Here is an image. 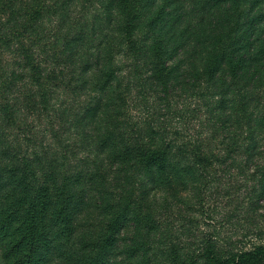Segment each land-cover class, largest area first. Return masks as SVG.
<instances>
[{
	"label": "trees",
	"instance_id": "1",
	"mask_svg": "<svg viewBox=\"0 0 264 264\" xmlns=\"http://www.w3.org/2000/svg\"><path fill=\"white\" fill-rule=\"evenodd\" d=\"M53 1L52 13L57 15L58 27L64 33L56 43L62 51L50 59L73 69L83 56L79 72L85 75L95 67L102 73L96 87L100 95L85 108L78 122L96 126L100 117L108 119L100 124L110 130L109 136L92 141L101 149L107 146L110 156L121 165L120 173L114 176L119 183L118 193H109L104 187L107 181L89 172L66 176L56 186L60 173L55 164L50 165L51 172L43 173L38 156L26 159L10 154L0 139V196L7 197L10 204L0 211L1 254L5 264H49L56 255L65 262L74 260L75 264H115L117 243L130 224L137 233L145 228L150 235L155 230V223H150L153 211L145 215L151 189L180 191L191 183L195 185L219 159L209 153L210 149L190 150L174 145L177 142L169 138L168 129L155 120L139 132L132 145L124 143L119 133L129 124L124 112L127 102L122 96L111 95L119 69L113 53L103 56L109 44L102 34L101 22L106 28L115 25L128 52L136 55L139 64L149 66L142 89L151 88L168 101L169 92L197 87L201 99H208L205 115L213 118L225 140L234 141L238 133L247 141L241 146L243 156L264 157V147L258 149V144L264 142V0ZM83 1L98 3L101 14L91 17L90 26L82 25L73 31L70 18ZM0 13L5 18L2 25H7L6 29L0 27V48L11 45L13 49L18 44L13 50L19 70L7 74L5 88L12 90L13 82L22 81L28 74L38 87L48 89L46 68L42 61L38 62L34 44L27 38L38 33L39 0H0ZM91 40H99L92 47L97 49L94 58L87 54ZM131 89L127 86L126 94ZM92 182L96 186L92 187ZM84 185L85 190L99 195L96 205L104 223L100 228L80 232L76 240L80 244L72 247L76 237L74 222L86 203L83 193L76 194V190H82ZM260 187L264 190V182ZM63 241H70L68 249ZM140 250L137 242L127 252V259L135 258ZM76 252H82L85 258ZM200 258L203 264H264V249L258 246L223 255L204 247Z\"/></svg>",
	"mask_w": 264,
	"mask_h": 264
},
{
	"label": "rangeland",
	"instance_id": "2",
	"mask_svg": "<svg viewBox=\"0 0 264 264\" xmlns=\"http://www.w3.org/2000/svg\"><path fill=\"white\" fill-rule=\"evenodd\" d=\"M53 3V0H39L38 33L27 37L34 44L38 62L42 61V67L46 68L48 89L42 90L27 74L22 81L15 80L11 85L12 90L7 91V74L19 70L13 50L18 44H14L13 49L11 45L0 48V139L10 154H18L26 159L38 156L43 173L51 172L50 165L55 164L60 173L56 186H60L66 176L89 172L88 175L98 174L107 181L100 184H104L109 193H118L116 186L119 183L114 176L116 172L120 173L122 167L110 156L107 146L101 149L92 141V138L105 139L109 136L110 130L107 131L102 125L108 119L100 117L96 126H85L78 122L85 108L100 95L96 87L102 73L97 72L95 67L85 75L79 72L78 68L82 70L83 56L76 60L77 65L73 69L50 59L52 54L57 55L59 50L62 51L61 46L56 47V43L64 33L58 27L57 15L52 13ZM83 3L71 15L73 31L82 28V25L90 26L91 17L101 14L98 3ZM100 18L103 19L102 16ZM4 23L5 18L0 13V27L6 29L7 25H2ZM103 24L101 22L102 34L109 44L102 51L103 56L107 58L113 53L115 57L119 52L116 58L113 57L119 71L112 84L111 95L122 96L127 102L124 112L129 124L119 133L124 143L132 145L139 132L155 120L160 127L168 129L169 138L177 142L174 145H183L190 150L210 149L209 153L219 159L197 184L191 183L180 191L151 189L147 185L152 193L149 211L145 215L153 211L150 223H155V230L150 235L145 228L137 233L134 225L130 224L120 244L117 243L114 263L203 264L200 255L204 247H212L223 255L258 246L264 249V190L260 187L264 182V157L260 154L248 159L243 156L241 146H245L247 141L238 133L234 141L225 140L213 118L205 115V107L208 106L205 100L208 99H201L197 87L169 92L171 98L168 101H164L163 95L156 94L151 88L142 89L146 79L145 70L148 71L149 66L142 65V62L139 64L135 60L136 55L128 52L123 38L116 34L115 25L106 28ZM98 42L91 40L90 45L89 41L87 54L90 57L94 58L97 54V49L92 47ZM129 85L132 89L126 94ZM239 133H243V128ZM258 147L261 151L264 142ZM108 182L114 186L108 185ZM91 185L94 187L96 183L92 182ZM79 193H83L86 203L81 216L74 222L76 237L70 244L72 247L80 244L76 242L80 232L100 228L104 223L96 205L99 195L90 189L85 190V185L82 190H76V194ZM7 201V197L0 196V211L10 207ZM69 242H64L67 249ZM137 242L141 250L135 258L127 259V252ZM1 249L0 245V264H5ZM81 253L76 252L84 259ZM60 257L56 255L49 264H75L74 260L65 262Z\"/></svg>",
	"mask_w": 264,
	"mask_h": 264
}]
</instances>
